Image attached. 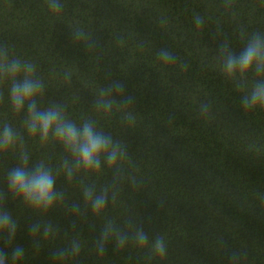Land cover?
<instances>
[{
    "label": "trees",
    "instance_id": "trees-1",
    "mask_svg": "<svg viewBox=\"0 0 264 264\" xmlns=\"http://www.w3.org/2000/svg\"><path fill=\"white\" fill-rule=\"evenodd\" d=\"M60 2L62 11L53 13L48 0H0V45L35 64L46 86L39 107L57 102L78 125L95 120L126 156L119 176L102 162L101 170L68 180L60 165L70 154L54 140L28 135L26 108L13 112L3 85L0 128L10 123L23 145L0 154V187L6 190V171L26 150L30 163L43 160L59 169L56 187L65 196L64 204L47 213L8 201L18 222L13 246L25 249L20 264H58L52 252L70 247L73 239L81 250L64 264H233L234 252L238 264H264V108L241 103L256 77L249 73L248 87L238 88L217 57L225 39L239 52L247 36L264 33V0ZM197 16L204 21L199 27ZM161 49L175 62L160 60ZM115 81L123 94L103 97L114 101L110 112L97 110L101 90ZM126 97L132 105L124 104ZM205 103L209 111L202 113ZM128 113L135 117L132 124ZM85 186L97 192L109 187L115 200L93 214L83 200ZM72 204L80 206L79 214ZM109 221L129 240L120 248L110 236L101 256L96 242ZM35 222L41 232L46 223L54 228L48 238H36L38 246L27 230ZM140 227L149 236L144 247L131 238ZM158 236L166 241L164 257L151 248ZM0 248L12 264L11 248L2 240Z\"/></svg>",
    "mask_w": 264,
    "mask_h": 264
},
{
    "label": "clouds",
    "instance_id": "clouds-1",
    "mask_svg": "<svg viewBox=\"0 0 264 264\" xmlns=\"http://www.w3.org/2000/svg\"><path fill=\"white\" fill-rule=\"evenodd\" d=\"M48 7L53 13H60L63 4L60 0H48ZM195 23L199 27L204 21L197 16ZM81 36L82 33L77 30L75 37L80 39ZM157 55L166 64L174 63L176 59L166 49L159 50ZM217 57L222 72L229 80L234 81L238 88L248 87L249 73L256 77L250 90L242 97L241 103L245 109L264 108V33L255 32L247 36L239 52L233 50L230 42L225 39L218 46ZM35 73L34 63L11 55L8 47L0 45V103H3L5 99L3 85L7 84V102L11 110L20 113L26 108L27 114L23 127L28 135L39 136L42 142L54 140L70 154V158L65 157L60 165L68 180H72L77 173H94L101 170L102 162L110 168L115 167L119 176L120 162L126 156L121 144L114 141L110 134L99 130L93 119H85L78 125L67 118L66 106L61 103L52 102L50 106L39 107L38 99L43 96L46 86ZM123 90V85L119 81L101 90V98L95 101L97 110L103 108L110 112L114 101L103 97L110 96L113 92L123 94ZM124 104L132 105L133 98L126 97ZM208 111L209 104H202L201 112ZM134 121V115L128 113L127 123L132 124ZM18 143L23 145L21 133L10 123H3L0 128V154L15 152ZM58 172L59 169L54 172L43 160L34 164L30 163V154L26 150H21L15 166L7 169L6 190L0 187V240L11 248L12 264H20L25 257V249L20 245L13 246L18 222L7 208L8 201H18L36 213H47L64 204V192L58 191L56 187ZM130 179L134 185L137 183L134 177ZM82 195L85 204L96 215L102 214L110 201L115 200V196L110 194L109 187L101 188L97 192L95 187L85 186ZM71 211L79 214L80 206L72 204ZM27 230L37 246V237L42 236L46 239L54 234V228L50 223L44 224L42 232L39 222L31 223ZM110 236H115L116 245L120 248L124 247L129 240L128 233L119 232L109 221L96 242L99 255H104L105 242ZM131 238L140 247L149 244V236L142 227L137 228ZM151 248L160 257L167 255V245L163 236L155 238ZM80 250V241L73 239L70 247L56 249L52 252V257L58 264H64L70 255H78ZM8 260L9 253L0 248V264H7ZM230 260L233 264H238L239 254L232 253Z\"/></svg>",
    "mask_w": 264,
    "mask_h": 264
}]
</instances>
